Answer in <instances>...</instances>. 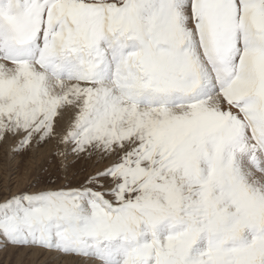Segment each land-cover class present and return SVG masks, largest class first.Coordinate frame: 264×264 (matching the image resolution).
<instances>
[{
	"label": "snow or ice",
	"instance_id": "obj_1",
	"mask_svg": "<svg viewBox=\"0 0 264 264\" xmlns=\"http://www.w3.org/2000/svg\"><path fill=\"white\" fill-rule=\"evenodd\" d=\"M10 141L53 145L65 182L5 195L4 247L264 264V0H0Z\"/></svg>",
	"mask_w": 264,
	"mask_h": 264
},
{
	"label": "rangeland",
	"instance_id": "obj_2",
	"mask_svg": "<svg viewBox=\"0 0 264 264\" xmlns=\"http://www.w3.org/2000/svg\"><path fill=\"white\" fill-rule=\"evenodd\" d=\"M14 146L15 143L11 141L8 144H0V203L3 202L5 195L40 190L44 187L43 183L36 188L32 187L37 180L45 181L50 177H56L61 184L65 182L63 179L65 173L60 168V162L53 155V145L21 153L13 152ZM68 163L69 177H72L73 173L80 172L84 167H88L89 171L96 170L94 161ZM100 168H103V165H100ZM83 178L81 174L78 179ZM76 182L78 181L73 180V183ZM54 254L56 255L55 252L39 248H17L10 245L4 247L0 243V264H63L64 262L68 264L65 260L70 258L56 259Z\"/></svg>",
	"mask_w": 264,
	"mask_h": 264
},
{
	"label": "bare ground",
	"instance_id": "obj_3",
	"mask_svg": "<svg viewBox=\"0 0 264 264\" xmlns=\"http://www.w3.org/2000/svg\"><path fill=\"white\" fill-rule=\"evenodd\" d=\"M33 254H34V253H33ZM54 255H55V254H54ZM60 257H61V256H60L58 253H56L55 258L58 259V258H60ZM32 258H33V257H32ZM51 258H52V257H51ZM69 260H70V259H66L65 261L68 262ZM64 263H65V262H64ZM64 263H63V264H64ZM65 264H66V263H65Z\"/></svg>",
	"mask_w": 264,
	"mask_h": 264
}]
</instances>
